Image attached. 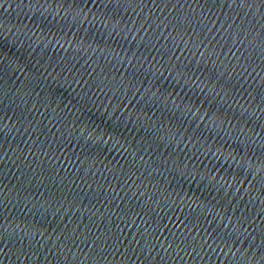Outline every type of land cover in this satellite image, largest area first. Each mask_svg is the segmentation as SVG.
<instances>
[{"label":"water","instance_id":"95a60500","mask_svg":"<svg viewBox=\"0 0 264 264\" xmlns=\"http://www.w3.org/2000/svg\"><path fill=\"white\" fill-rule=\"evenodd\" d=\"M0 264H264V0H0Z\"/></svg>","mask_w":264,"mask_h":264}]
</instances>
